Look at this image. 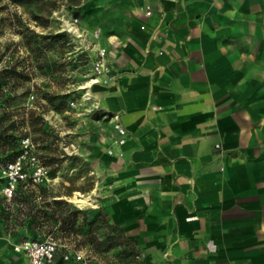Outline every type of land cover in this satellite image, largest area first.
I'll list each match as a JSON object with an SVG mask.
<instances>
[{
	"label": "crops",
	"instance_id": "0c3cea01",
	"mask_svg": "<svg viewBox=\"0 0 264 264\" xmlns=\"http://www.w3.org/2000/svg\"><path fill=\"white\" fill-rule=\"evenodd\" d=\"M104 2L93 92L125 134L91 153L92 199L141 264H264V0ZM11 243L0 220V264H26Z\"/></svg>",
	"mask_w": 264,
	"mask_h": 264
},
{
	"label": "rangeland",
	"instance_id": "374dc122",
	"mask_svg": "<svg viewBox=\"0 0 264 264\" xmlns=\"http://www.w3.org/2000/svg\"><path fill=\"white\" fill-rule=\"evenodd\" d=\"M0 5L4 7L0 70L13 67L22 72L6 83L0 80V153L13 156L21 139L29 137L48 168L43 183L29 186V199L21 198L25 186L19 187V200L2 197V233L12 238L13 249L24 238L50 234L59 250L80 247L92 254L90 259L87 256L91 264H141L135 239L123 238L109 251H99L92 245L87 225L100 214L108 217L90 193L97 181L96 172H91V153L109 152L116 133L111 116L97 106L95 98H86L82 86L92 74L95 50L111 34L106 27L115 25L111 20L117 16H108L104 0H0ZM74 17L78 18L76 31L68 26ZM54 199L80 210L72 230L62 228L61 219L68 212L55 213ZM103 232L100 225L95 230L97 239H103ZM67 261L61 264H81Z\"/></svg>",
	"mask_w": 264,
	"mask_h": 264
},
{
	"label": "built area",
	"instance_id": "2783aa9c",
	"mask_svg": "<svg viewBox=\"0 0 264 264\" xmlns=\"http://www.w3.org/2000/svg\"><path fill=\"white\" fill-rule=\"evenodd\" d=\"M150 12L147 7V13ZM78 18L74 17L68 22V26L76 27ZM114 74L108 65L107 52L105 48L98 47L92 60V74L86 81V98H94L92 87L100 83H109ZM89 83V84H88ZM97 106L99 105L96 102ZM113 128L116 133L115 142L121 143L125 134V127L117 119V115L111 116ZM219 146V144H216ZM109 152H112L109 149ZM48 177V168L34 152L33 144L29 137L21 139L18 151L11 157H0V184L5 199H13L18 193L20 186H34L43 183ZM56 239L48 234L43 237L24 238L14 245L15 251L22 253L26 258V264H53L58 252ZM64 260H80L87 263L86 257L81 252H70L66 250L62 254Z\"/></svg>",
	"mask_w": 264,
	"mask_h": 264
},
{
	"label": "trees",
	"instance_id": "16d2710c",
	"mask_svg": "<svg viewBox=\"0 0 264 264\" xmlns=\"http://www.w3.org/2000/svg\"><path fill=\"white\" fill-rule=\"evenodd\" d=\"M22 1H26V0H17V2H22ZM3 9H4V7L0 5V11ZM34 18L38 19V18H40V16L34 15ZM2 19L3 18L0 17V22H2L1 25L4 24ZM17 23H18V25L21 26L19 17L17 18ZM24 31H26V29ZM20 32H22V31H20ZM36 48H38V47H36ZM20 73H22V72L17 71L13 67H4L2 70H0V80L3 79L4 83H6V80H8V78H10L11 76H13L15 74L18 75ZM1 88H2V83H0V89ZM28 189L30 190L29 185L26 186L25 189L23 190V192L25 191L24 192L25 194L21 195V198L23 197V199H26V200L30 198V194L28 193ZM14 199H17V200L20 199V196L18 193L16 194ZM54 203L58 204L57 211L55 213L62 215L64 213L68 212V215H66V217H63L61 219L62 228L63 229L67 228V231L72 230L74 228V224H75L76 220L78 219L80 210L74 206H71L67 201H64V200L54 199ZM87 225L90 227V230H89L90 236L89 237L91 238L92 245L94 248H96L99 251H104V252L109 251L111 248H113L117 244H120L119 240H121L123 238L125 240H132L133 239V238L127 237L125 232L123 231V229H121L116 224L112 223L110 221V219L106 216V214H100V215H98V217H93L92 219H89L87 222ZM100 225L104 227L103 239H97V237H96L97 233H95V230ZM76 241L78 244L82 242L80 239L79 240L77 239Z\"/></svg>",
	"mask_w": 264,
	"mask_h": 264
},
{
	"label": "bare ground",
	"instance_id": "6f19581e",
	"mask_svg": "<svg viewBox=\"0 0 264 264\" xmlns=\"http://www.w3.org/2000/svg\"><path fill=\"white\" fill-rule=\"evenodd\" d=\"M89 84V83H88ZM86 95V94H85Z\"/></svg>",
	"mask_w": 264,
	"mask_h": 264
}]
</instances>
